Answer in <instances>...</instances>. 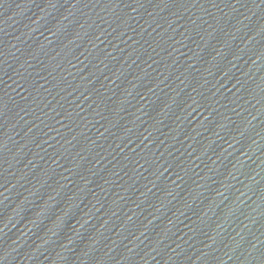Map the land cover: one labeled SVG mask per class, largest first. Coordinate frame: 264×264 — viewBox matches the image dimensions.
Instances as JSON below:
<instances>
[{
	"label": "water",
	"instance_id": "1",
	"mask_svg": "<svg viewBox=\"0 0 264 264\" xmlns=\"http://www.w3.org/2000/svg\"><path fill=\"white\" fill-rule=\"evenodd\" d=\"M0 264H264V0H25Z\"/></svg>",
	"mask_w": 264,
	"mask_h": 264
}]
</instances>
